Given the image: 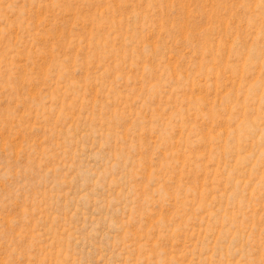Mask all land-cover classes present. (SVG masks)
<instances>
[{"label": "rangeland", "instance_id": "374dc122", "mask_svg": "<svg viewBox=\"0 0 264 264\" xmlns=\"http://www.w3.org/2000/svg\"><path fill=\"white\" fill-rule=\"evenodd\" d=\"M0 264H264V0H0Z\"/></svg>", "mask_w": 264, "mask_h": 264}]
</instances>
